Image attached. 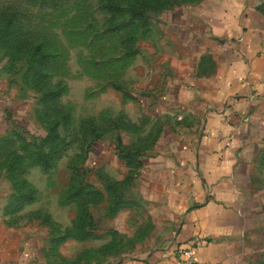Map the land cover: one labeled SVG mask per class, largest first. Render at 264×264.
<instances>
[{
	"label": "rangeland",
	"instance_id": "rangeland-1",
	"mask_svg": "<svg viewBox=\"0 0 264 264\" xmlns=\"http://www.w3.org/2000/svg\"><path fill=\"white\" fill-rule=\"evenodd\" d=\"M204 1L0 0L1 207L48 264H119L166 242L141 176L168 128L165 83L186 66L183 12ZM254 176L264 198V150Z\"/></svg>",
	"mask_w": 264,
	"mask_h": 264
},
{
	"label": "crops",
	"instance_id": "crops-1",
	"mask_svg": "<svg viewBox=\"0 0 264 264\" xmlns=\"http://www.w3.org/2000/svg\"><path fill=\"white\" fill-rule=\"evenodd\" d=\"M183 14L186 66L165 83L157 105L168 128L141 176L167 240L119 264H184L187 249L197 264H264V198L254 183L264 150V0H205ZM1 205L0 264H48Z\"/></svg>",
	"mask_w": 264,
	"mask_h": 264
},
{
	"label": "built area",
	"instance_id": "built-area-1",
	"mask_svg": "<svg viewBox=\"0 0 264 264\" xmlns=\"http://www.w3.org/2000/svg\"><path fill=\"white\" fill-rule=\"evenodd\" d=\"M183 255L186 257L184 264H197V260L192 249L183 251Z\"/></svg>",
	"mask_w": 264,
	"mask_h": 264
},
{
	"label": "trees",
	"instance_id": "trees-1",
	"mask_svg": "<svg viewBox=\"0 0 264 264\" xmlns=\"http://www.w3.org/2000/svg\"><path fill=\"white\" fill-rule=\"evenodd\" d=\"M27 187V186H26Z\"/></svg>",
	"mask_w": 264,
	"mask_h": 264
}]
</instances>
